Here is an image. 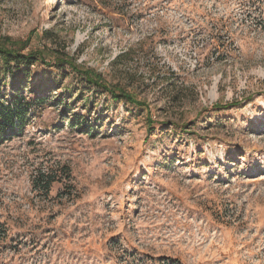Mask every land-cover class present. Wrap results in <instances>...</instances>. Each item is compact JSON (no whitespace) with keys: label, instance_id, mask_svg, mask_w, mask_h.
<instances>
[{"label":"rangeland","instance_id":"374dc122","mask_svg":"<svg viewBox=\"0 0 264 264\" xmlns=\"http://www.w3.org/2000/svg\"><path fill=\"white\" fill-rule=\"evenodd\" d=\"M4 36L145 107L30 68L52 90L0 144V264H264V0H0Z\"/></svg>","mask_w":264,"mask_h":264},{"label":"trees","instance_id":"16d2710c","mask_svg":"<svg viewBox=\"0 0 264 264\" xmlns=\"http://www.w3.org/2000/svg\"><path fill=\"white\" fill-rule=\"evenodd\" d=\"M45 37L51 39V32L45 31ZM28 40L12 39L11 37H0V144L21 134L34 113H38L49 98L52 88L41 82L31 85L32 98H27L22 91L26 89L30 80V68L37 64L46 66L64 67L76 72L83 81L95 88L108 93L113 100L125 101L139 107H145L144 103L137 100L132 91L127 90L130 84L122 85L120 82H107L101 74L88 67H82L76 63V59L54 47L43 46L42 49H28ZM130 50L117 55L112 64L118 63L122 57H127ZM7 78L9 81L7 82ZM129 78V75L126 79ZM130 79V78H129ZM120 83V84H119ZM126 83V82H125ZM131 86V85H130ZM169 84L168 87H171ZM33 87V88H32ZM132 89V88H131ZM239 102L226 103L224 105L214 104L210 109L217 110L234 106ZM147 111V110H146ZM79 115H74L70 125L76 126L79 131L87 134L93 133L94 129L87 122L84 124ZM153 121L148 119V128ZM159 124H165L160 122ZM185 128V126H179ZM42 187L48 191L53 178H45ZM39 185V184H38ZM36 187V180L33 182Z\"/></svg>","mask_w":264,"mask_h":264}]
</instances>
